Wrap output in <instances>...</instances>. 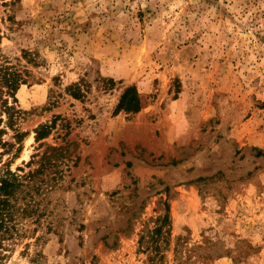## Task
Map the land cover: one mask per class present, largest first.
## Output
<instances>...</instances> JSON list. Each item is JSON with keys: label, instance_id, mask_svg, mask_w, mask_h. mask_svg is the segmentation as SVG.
I'll return each mask as SVG.
<instances>
[{"label": "rangeland", "instance_id": "rangeland-1", "mask_svg": "<svg viewBox=\"0 0 264 264\" xmlns=\"http://www.w3.org/2000/svg\"><path fill=\"white\" fill-rule=\"evenodd\" d=\"M4 59L34 206L0 264H147L165 207L162 264H264V0H0Z\"/></svg>", "mask_w": 264, "mask_h": 264}, {"label": "trees", "instance_id": "trees-1", "mask_svg": "<svg viewBox=\"0 0 264 264\" xmlns=\"http://www.w3.org/2000/svg\"><path fill=\"white\" fill-rule=\"evenodd\" d=\"M5 63V59L0 62V111L6 116L7 126L15 131L14 137L18 142L17 150H19L21 147L20 142L26 134L23 131H19L17 127L14 128L16 120L23 113L14 104L16 101L15 92L19 85L26 83V81L22 74L17 72L12 65ZM71 94L77 97L75 91ZM9 97L12 98L11 102L8 101ZM140 107V97L136 87L134 85L124 87L115 106V111L136 112ZM1 121L2 117H0ZM5 132L4 128H0L1 147L6 145V142L1 138V135ZM42 136L43 133L40 129L35 131L36 139ZM26 185L21 180V177L9 167L0 169V261L4 259L5 255L3 252L8 247L6 241L20 235V229H22L18 225L20 219L32 215L34 202L31 199L32 196L28 200L25 199V193L29 191ZM167 211V207H165V213L161 217H158L156 220L158 223L152 229L150 241L152 247L146 253L147 264H162L165 258L163 248L168 243L169 230L168 226L165 229L163 227L170 221ZM143 239L144 236L140 235L138 239L140 245Z\"/></svg>", "mask_w": 264, "mask_h": 264}]
</instances>
